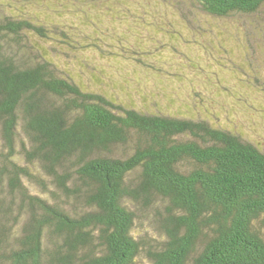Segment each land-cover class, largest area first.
Here are the masks:
<instances>
[{"label": "trees", "instance_id": "trees-1", "mask_svg": "<svg viewBox=\"0 0 264 264\" xmlns=\"http://www.w3.org/2000/svg\"><path fill=\"white\" fill-rule=\"evenodd\" d=\"M35 1L0 0V264H264V150L214 113L246 81L264 116V87L240 75L227 86L210 67L217 51L236 72L264 49L214 46L198 24L199 13L254 18L264 0H157L180 29L164 27L153 51L99 46L117 65L93 57L98 87L73 76L87 51H48L76 43L18 6Z\"/></svg>", "mask_w": 264, "mask_h": 264}, {"label": "rangeland", "instance_id": "rangeland-1", "mask_svg": "<svg viewBox=\"0 0 264 264\" xmlns=\"http://www.w3.org/2000/svg\"><path fill=\"white\" fill-rule=\"evenodd\" d=\"M162 3V1L157 0H143L135 2L133 4L135 8H133V5H130L132 4L130 1L123 7L113 2L88 4L77 1L73 3L71 0H39L18 6L30 17H38L48 21V27H52L54 26L53 24L57 23L59 27H63L68 31L71 40L74 41V44L76 43L73 48H65L66 45L53 42L52 47L56 50L48 48V51H87L90 55H92L91 51H98L96 55L90 57V60L87 52H78V58L86 59L88 64L71 65L73 76L80 84L88 87H98L96 86L98 83L95 73L98 78L101 75H99L100 70H97V68L95 70L94 68L93 57L94 62L100 63L107 70L112 71L116 69L117 65L110 56L102 54L101 50L153 51L154 49H161L164 46V40H166L164 27L168 28V24H172L173 27L180 29L182 23L176 18V15H173L171 11L173 7L170 4L165 6ZM198 16L200 19L198 24L209 33L206 34L207 38L214 43V46H218L217 44H220L222 38L229 41L230 45H235L242 40L246 41L248 39V43H252V45L257 43L259 47L264 49V12L254 16V18H241L239 20L232 17L214 18L202 13H199ZM251 22L253 25L257 24L259 26L261 24V27L258 28H263V32L256 34L257 31L253 26L251 27ZM243 26L249 27V33L247 35L237 34V28L245 29ZM57 33H54V36L61 39V36ZM47 42L50 43L51 40H47ZM222 43L226 44L223 40ZM99 46L102 48L101 50ZM217 54V59L220 61L214 62L210 67L214 65V71H216V74L219 75L225 85L231 87L239 86L238 75H240L252 83H254L256 77L259 78L260 83L264 87V51L251 55V61L248 60V57L247 60L241 59L240 63L236 62L238 70L236 72L227 69L225 63L228 64V62L224 58H219V56L227 57L225 53L217 51ZM257 56L258 58H255ZM233 58H238V56L233 55ZM209 68L206 70H211ZM137 69L140 70L139 67ZM194 71L192 69L190 76H192L191 74ZM141 73L143 74L144 72L141 71ZM194 77H196L195 74ZM244 83L242 82V95L235 94L236 90H233V95H229L227 100L223 101V105L225 104L228 111L219 112L223 106L219 105L214 106L218 110L214 111V113L218 115L219 122L225 123L230 128L240 132L244 137L252 140L259 148L264 150V116L261 109L262 105H259L261 96L258 95L254 85L252 86L255 88H251L252 86L248 87ZM99 87L101 86L99 85ZM103 87L109 90L107 84H103ZM216 87H219V85ZM127 89L126 92L128 91ZM110 91L126 101L141 105V94L134 95L133 92L128 94L120 89ZM147 94H150V92H147ZM236 95L241 96V101L237 99Z\"/></svg>", "mask_w": 264, "mask_h": 264}]
</instances>
